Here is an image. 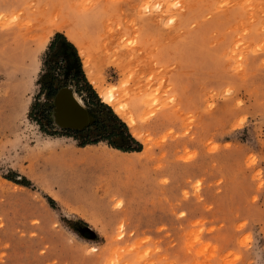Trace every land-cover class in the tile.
Wrapping results in <instances>:
<instances>
[{
	"label": "rangeland",
	"instance_id": "1",
	"mask_svg": "<svg viewBox=\"0 0 264 264\" xmlns=\"http://www.w3.org/2000/svg\"><path fill=\"white\" fill-rule=\"evenodd\" d=\"M57 33L141 151L36 112ZM113 261L264 264V0H0V264Z\"/></svg>",
	"mask_w": 264,
	"mask_h": 264
},
{
	"label": "trees",
	"instance_id": "2",
	"mask_svg": "<svg viewBox=\"0 0 264 264\" xmlns=\"http://www.w3.org/2000/svg\"><path fill=\"white\" fill-rule=\"evenodd\" d=\"M55 64L59 66L57 74L54 69L58 66ZM39 82L41 92L48 99L54 98L60 89L72 84L77 86V92H87V110L93 120L82 129H64L67 133H72L69 136L76 139L86 137L80 146L104 141L124 152L142 150V143L133 136L128 124L109 104L102 102L86 76L76 45L62 33H57L50 42L44 61V73ZM48 99L36 104L35 110L42 119L50 120L51 114L47 106L53 104V99Z\"/></svg>",
	"mask_w": 264,
	"mask_h": 264
},
{
	"label": "water",
	"instance_id": "3",
	"mask_svg": "<svg viewBox=\"0 0 264 264\" xmlns=\"http://www.w3.org/2000/svg\"><path fill=\"white\" fill-rule=\"evenodd\" d=\"M64 99L69 101L71 107L64 109ZM57 109L54 113L56 122L64 129H82L88 125L93 117L75 98L69 87H63L55 96Z\"/></svg>",
	"mask_w": 264,
	"mask_h": 264
},
{
	"label": "bare ground",
	"instance_id": "4",
	"mask_svg": "<svg viewBox=\"0 0 264 264\" xmlns=\"http://www.w3.org/2000/svg\"><path fill=\"white\" fill-rule=\"evenodd\" d=\"M101 97H102V100L104 102H106L110 105H112V104L115 105V102H116L115 100H116L117 96H116V92L113 89H109V90L102 89L101 90ZM115 109L119 115H122V116L127 115L123 106L115 105ZM128 119H129V123H132L134 121L133 117H131V116H129Z\"/></svg>",
	"mask_w": 264,
	"mask_h": 264
},
{
	"label": "snow or ice",
	"instance_id": "5",
	"mask_svg": "<svg viewBox=\"0 0 264 264\" xmlns=\"http://www.w3.org/2000/svg\"><path fill=\"white\" fill-rule=\"evenodd\" d=\"M93 251H95V250L93 249ZM112 264H115V261H113Z\"/></svg>",
	"mask_w": 264,
	"mask_h": 264
},
{
	"label": "crops",
	"instance_id": "6",
	"mask_svg": "<svg viewBox=\"0 0 264 264\" xmlns=\"http://www.w3.org/2000/svg\"><path fill=\"white\" fill-rule=\"evenodd\" d=\"M67 87V86H66ZM51 99H53V100H55V97L54 98H51ZM55 103V102H54Z\"/></svg>",
	"mask_w": 264,
	"mask_h": 264
},
{
	"label": "flooded vegetation",
	"instance_id": "7",
	"mask_svg": "<svg viewBox=\"0 0 264 264\" xmlns=\"http://www.w3.org/2000/svg\"><path fill=\"white\" fill-rule=\"evenodd\" d=\"M52 100V99H51ZM52 102H53V100H52ZM46 120H48V119H46ZM51 121V119L49 120V122Z\"/></svg>",
	"mask_w": 264,
	"mask_h": 264
}]
</instances>
